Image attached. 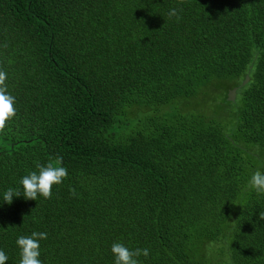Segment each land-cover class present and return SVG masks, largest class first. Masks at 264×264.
Listing matches in <instances>:
<instances>
[{
  "label": "trees",
  "instance_id": "trees-1",
  "mask_svg": "<svg viewBox=\"0 0 264 264\" xmlns=\"http://www.w3.org/2000/svg\"><path fill=\"white\" fill-rule=\"evenodd\" d=\"M0 70L17 108L6 264L34 231L42 264H114V242L149 249L140 264H264L247 187L264 171V0H0ZM58 155L51 199L3 201Z\"/></svg>",
  "mask_w": 264,
  "mask_h": 264
},
{
  "label": "clouds",
  "instance_id": "clouds-1",
  "mask_svg": "<svg viewBox=\"0 0 264 264\" xmlns=\"http://www.w3.org/2000/svg\"><path fill=\"white\" fill-rule=\"evenodd\" d=\"M183 4L184 0H180ZM168 15L175 16L177 20L180 16L177 9L173 8ZM7 73L0 70V133H4L8 122L17 115L16 98L8 92ZM63 158L57 156L55 161H49L47 164H36L38 171H32L21 178L20 184L22 191L15 188H9L3 195V201L11 204L14 197L24 196L25 199L37 200L42 196L45 199H51L52 189L60 185L67 177L68 171L62 166ZM247 187L258 194H264V171L258 167L251 174ZM75 194V190H72ZM260 218L264 219V213H260ZM47 239L46 232H32L29 236H19L16 244L20 249L19 264H42L40 259V240ZM111 252L114 256V264H140L138 259L141 255L145 258L149 256V249L136 248L130 249L121 242H114L111 246ZM8 256L0 249V264H6Z\"/></svg>",
  "mask_w": 264,
  "mask_h": 264
},
{
  "label": "water",
  "instance_id": "water-1",
  "mask_svg": "<svg viewBox=\"0 0 264 264\" xmlns=\"http://www.w3.org/2000/svg\"><path fill=\"white\" fill-rule=\"evenodd\" d=\"M249 77L248 75L245 76L242 84H245L247 81H248ZM235 91H236V87L230 89L228 92H227V99L230 100V101H233L234 98H235Z\"/></svg>",
  "mask_w": 264,
  "mask_h": 264
},
{
  "label": "rangeland",
  "instance_id": "rangeland-1",
  "mask_svg": "<svg viewBox=\"0 0 264 264\" xmlns=\"http://www.w3.org/2000/svg\"><path fill=\"white\" fill-rule=\"evenodd\" d=\"M210 113V112H209Z\"/></svg>",
  "mask_w": 264,
  "mask_h": 264
}]
</instances>
